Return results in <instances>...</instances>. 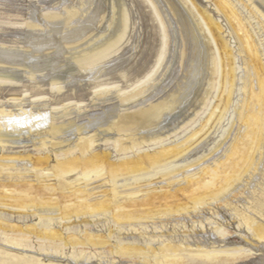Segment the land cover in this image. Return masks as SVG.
<instances>
[{
    "label": "rangeland",
    "instance_id": "374dc122",
    "mask_svg": "<svg viewBox=\"0 0 264 264\" xmlns=\"http://www.w3.org/2000/svg\"><path fill=\"white\" fill-rule=\"evenodd\" d=\"M0 264H264V0H0Z\"/></svg>",
    "mask_w": 264,
    "mask_h": 264
},
{
    "label": "bare ground",
    "instance_id": "6f19581e",
    "mask_svg": "<svg viewBox=\"0 0 264 264\" xmlns=\"http://www.w3.org/2000/svg\"><path fill=\"white\" fill-rule=\"evenodd\" d=\"M110 44V43H109ZM114 44V43H113ZM99 62V61H98ZM97 64V63H96ZM91 66V65H90ZM167 144V143H166ZM109 157V156H108ZM132 172V171H131ZM120 193V192H119Z\"/></svg>",
    "mask_w": 264,
    "mask_h": 264
}]
</instances>
